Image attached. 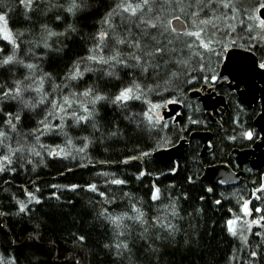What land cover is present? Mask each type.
Segmentation results:
<instances>
[{
    "label": "snow or ice",
    "instance_id": "1",
    "mask_svg": "<svg viewBox=\"0 0 264 264\" xmlns=\"http://www.w3.org/2000/svg\"><path fill=\"white\" fill-rule=\"evenodd\" d=\"M53 10L56 11L53 22L62 24L63 30H56L48 22H41L37 27L33 13L47 17ZM13 14L28 22V27L23 31L14 29L10 24ZM89 16H98L94 21L95 31L91 33L80 26V20ZM77 39L83 44V53L71 60L61 73L48 71L45 67L48 61L53 57H63L69 42ZM236 47L253 55L259 53V60L252 59L247 71L258 68L264 72V0H11V3L0 0V174L14 175L25 170L27 165H33L31 170L35 171L32 157H40L36 163H43L41 150L48 157L65 159L70 154L66 151L69 146L76 152L85 153L96 141L103 143L105 139L120 136L122 123L129 131L146 128L157 133V130L168 129L164 116L157 115L155 110L182 104L193 113L200 111L185 103V86L194 85L197 80L200 84L196 91L212 89L217 95L221 90L229 94L239 91V83L245 82L239 76L245 69L227 55L230 48ZM222 62L223 72L219 70ZM190 69L201 75L192 76ZM233 84L235 89L230 87ZM170 90L173 95L164 97L160 103L148 98L152 94L162 96ZM258 90L254 85L250 89L253 101ZM136 101L147 105V108L133 111ZM235 108L238 113L243 112L240 104ZM101 109L111 112V124L100 119ZM54 116H59V123L52 122ZM66 120L72 121L71 127L81 142L79 147L73 145L72 138L65 131L69 127ZM25 121L33 122L27 132L24 131ZM233 122L241 123L238 117ZM188 123L199 125L201 120L189 115ZM189 131L187 126H181L175 139L158 136L153 151L163 152L176 147V141L185 140L184 133ZM44 136H48L50 143L42 142ZM59 136L65 137L63 147L56 142ZM240 136L254 142L252 131L244 130ZM236 138L229 137L231 140ZM208 148L212 145L208 144ZM151 155L152 152L145 151L130 159L143 160ZM193 162L198 168L199 157L194 156ZM178 170V162L172 163L171 174L175 175ZM145 175L149 173L140 171L136 178L139 180ZM199 178V173L195 172L187 177V182L195 184ZM3 183H10V180L5 179ZM108 183L123 185L126 181L113 178ZM218 183L223 185L228 181L221 179ZM77 187L72 185L71 190ZM88 190L104 198L98 201L101 207L97 217L112 226L114 240L103 243L102 248L116 260L122 262L127 259L131 264L132 248L123 238L126 234L131 235L134 226L141 239L147 240V250L154 257L159 256L160 250L159 244L154 245L155 241L160 244L175 241L180 227L174 221L183 219L177 206L179 197L173 199L170 196L169 203L164 206V214L150 219L131 199L129 211L114 214L103 206L113 203L105 192L98 191L96 184L88 185ZM205 191L212 194L214 188L208 186ZM256 193L264 194V183L252 193L256 199H261ZM23 194L26 200L15 195L12 197L15 211L0 209V228L7 226L4 218L31 217L34 208L30 205L42 203L27 188L23 189ZM220 195L224 197L223 192ZM161 198V190L153 184L150 193L153 205ZM183 199L187 200V195ZM200 199L203 201L205 197ZM214 203L221 205L222 199H215ZM249 203L248 200L242 202L244 216L250 215ZM255 211L260 212L261 209L256 208ZM202 213V208L194 209L193 215ZM233 215L234 218L227 219L223 227L230 237L239 238L241 245L248 247L244 232H250L252 224L260 225V221L249 223L244 220L246 230H238L236 225L240 217ZM73 235L74 245L84 247L85 235ZM208 235L207 246L211 248L215 236L212 232ZM255 235L261 237V243L255 249L248 247L243 264H264V234L256 232ZM40 238V233L35 230L28 235L29 241ZM184 243L192 245L199 241L189 239ZM235 259L234 252L230 261ZM0 264H17V260L14 256L6 258L0 255ZM76 264H80L79 260ZM208 264H212L211 259Z\"/></svg>",
    "mask_w": 264,
    "mask_h": 264
},
{
    "label": "trees",
    "instance_id": "2",
    "mask_svg": "<svg viewBox=\"0 0 264 264\" xmlns=\"http://www.w3.org/2000/svg\"><path fill=\"white\" fill-rule=\"evenodd\" d=\"M6 3H11V0H6ZM43 7L44 5H41V8ZM55 14V10L49 12L47 17L40 13H33L34 22L37 27L41 22H48L56 30H63L62 24L53 22ZM96 19L98 16L82 19L80 26L85 32L91 33L95 31L94 21ZM10 24L14 29L21 31L28 27V22L18 14H13ZM238 43L243 44L244 41H238ZM39 51L37 50L38 53ZM83 51V44L78 39L70 41L66 54L63 57L51 58L45 67L48 71L61 73L66 65ZM255 55L259 59V53ZM212 60L214 63L215 57ZM193 65H195V60H193ZM190 72L192 76L201 75L191 69ZM199 84L200 81L197 80L194 85H186V92L191 88L195 89ZM172 95L170 90L164 92L162 96L152 94L148 98L154 103H160L164 97ZM187 100L190 104L195 103L188 97L185 103ZM134 103L136 107L133 111L139 112L141 108H147V105L140 101ZM195 106L199 108L198 104ZM231 111L234 116L238 113L236 108ZM190 113L194 115V118L201 120L199 125L188 123L187 108L179 124L175 125L170 121H165L169 128L163 131L157 130V133H152L146 128L129 131L122 123L120 136L105 139L103 143L96 141L89 146L85 153L76 152L72 146H69L66 151L70 154L65 159L48 157L41 150L43 163H36L41 159L40 157H32L35 171L31 170L33 165H27L25 170L18 171L14 175L0 174V209L15 211L13 195L26 200L27 197L23 194V189H29V187L33 188L31 191L42 201L41 204L30 205L34 208L31 217L4 218L7 226L0 228V255L6 258L14 256L17 264H76L77 260L80 264H129L127 259L122 262L116 260L113 255L108 254L102 248L103 243L114 240V236L112 226L97 217V211L101 207L98 201H103L104 198L100 197L98 193L88 190V185L96 184L98 191L105 192L107 197L113 201V203L103 206L109 208L114 214L129 211L131 199L132 202L137 203L138 207H142L148 218L151 219L158 214H164L163 209L169 203L170 196L173 199L179 197L177 206L183 219L174 221L180 227L175 241L163 244L155 241L154 245L159 244L160 250L159 256L154 257L147 250V240L141 239L139 230L134 226L131 235L126 234L123 238L129 242L132 248L131 264H208L209 259L212 264H243V261L247 259L248 247L255 249L257 244L261 243V237L256 236L255 233L264 234V227L256 229L248 238L249 246L243 247L239 238L234 239L226 233L223 225L227 219L234 218L233 214L238 217L242 216L243 200L250 201L248 208L252 218L261 220L260 225H264V220L261 219L264 217V194L256 193L261 196V199H256L252 195L263 183L262 172L245 170L239 185L225 188L212 185L214 192L209 194L205 191L206 186L201 182L204 169L217 164L233 166L226 159L227 150L217 147L215 143L216 149L212 152L210 150L202 157L200 156L201 145L198 141H190L185 158L178 163L179 170L175 175L171 174L170 167L161 166L157 160L152 159V155L143 160L130 159L138 156L141 152L147 151L152 154L157 152L153 151L157 137L167 136L175 139L176 132L181 126H187L190 129L189 132L184 133L186 138L191 132L206 130L202 110L193 113L191 109ZM257 113V110L250 113L252 116L250 121H247L244 115L243 118L240 116L241 123L238 126L236 123L231 124L230 122L229 133L235 131L240 136V132L237 130L251 129L250 122L254 120ZM51 119L53 123H59V116H54ZM100 119L106 124H111V112L108 109H101ZM32 123L25 121V132L30 130ZM65 123L69 125L65 131L72 138L73 145L79 147L81 142L76 138V130L71 127L72 121L66 120ZM235 126H237L236 129ZM89 132H91V128H89ZM214 133L215 131H213ZM86 134L81 133V135ZM234 136L237 135L234 134ZM42 142L50 143L48 136L42 137ZM56 142L63 147L65 137L59 136ZM179 142L176 141V144ZM194 156L199 157L198 168L193 162ZM126 160L127 163L124 162ZM82 164L86 166L82 167ZM140 171H145L149 175L138 180L136 177ZM195 172L199 173L200 178L195 184H189L187 177ZM113 178L124 180L126 183L123 185L108 183ZM5 179H9L10 183H3ZM153 184L161 190L162 194L161 201H158L155 206L150 199ZM72 185L78 187L71 190ZM173 185L174 187H172ZM37 188H39L38 192ZM5 189L7 190L5 191ZM222 192L224 197L220 195ZM184 195H187V200L183 199ZM201 196L205 197L203 201L200 199ZM215 199H222V204L216 205ZM158 208L161 210L160 212H158ZM199 208L203 209L202 215L194 216V209ZM256 208H260L261 211L256 212ZM229 209H232V212H229ZM34 230L40 233L41 238L37 241H29L28 235ZM209 232L215 236L211 248L207 246ZM74 233L85 235L84 247L74 245ZM189 239L193 241L198 239L199 243L185 245L184 241ZM237 249L241 250L236 251ZM234 252L236 259L230 261Z\"/></svg>",
    "mask_w": 264,
    "mask_h": 264
},
{
    "label": "water",
    "instance_id": "3",
    "mask_svg": "<svg viewBox=\"0 0 264 264\" xmlns=\"http://www.w3.org/2000/svg\"><path fill=\"white\" fill-rule=\"evenodd\" d=\"M227 55L233 58L234 63L241 64V66L245 69L244 73L239 76V79H242L245 82L239 84L243 85L247 91L239 93V102L242 105L246 106L248 109H251V106L257 103L258 98H260L262 107L261 114L258 115L254 121V125L256 126L258 132L261 135V141L259 143H256L252 150L236 152V162L239 166H242L243 164L249 162L250 158L254 156L255 151H259L264 146V83H262V80H264V72H262L258 68L252 71H247L250 65V61L252 59H256L255 55L250 52H246L237 48H232L228 51ZM244 58L248 59L245 60ZM256 80L259 81L262 88L260 90L259 96L257 91L255 92L256 99L255 101H253L251 99L250 89L253 85L256 87ZM190 96L192 98H196L200 95H197V93H191ZM200 102L202 103L203 110L208 113L207 122H209L210 124H212L213 122L212 119L217 116L218 107L224 108L228 112L227 106L224 102V98L215 97L214 94H212L211 96H204L203 98H200ZM180 111L181 107L179 105L173 104L168 106V109L164 110L162 114L165 120L175 117V122H180L182 120V115ZM211 137L212 134L210 132H193L189 136V140H199L203 145L202 152H205L207 150L208 141L211 139ZM185 146V141H183L177 147L171 148L168 151L155 152L152 157L154 159L159 160L162 165H167L171 163L174 159L181 160L185 157ZM260 156L264 157V153H262ZM250 166L253 169L259 170L264 166V160L258 161L256 159H252L250 161ZM241 177V172L234 174L228 169V167L224 165H218L209 167L205 170L204 175L202 177V182L207 184L206 186H209V184H217L218 186L225 187L230 185H237ZM221 179L227 180L228 183L223 185L219 184L218 181Z\"/></svg>",
    "mask_w": 264,
    "mask_h": 264
},
{
    "label": "flooded vegetation",
    "instance_id": "4",
    "mask_svg": "<svg viewBox=\"0 0 264 264\" xmlns=\"http://www.w3.org/2000/svg\"><path fill=\"white\" fill-rule=\"evenodd\" d=\"M258 60L259 59L257 58V61ZM222 68H223V62L221 63V66H220V69H219L221 72H223ZM255 83H256L257 89L261 90L262 86L259 83V81L256 80ZM223 87L224 86H222V88ZM230 87L235 89L236 85L233 84ZM260 90L257 91L258 96L260 94ZM246 91H247L246 88L243 85H241V84H239V91H233L230 94L226 90H221L219 95H217L212 89H209L207 92L201 91V93L203 95H206V96L214 94L215 97L224 98V102H225L227 108L229 109V113L227 114V112L225 110H223V108L218 107L217 116H216L215 120L212 122V124H208L206 122V119H205L206 115H204V121H205L206 127H207L206 130L208 132L212 133V138L210 139V141L208 143V144L212 145V148H207L206 152L209 153L210 150L212 152L214 149H216L215 145H214V143H215L217 147L222 148L224 150H227L226 159L228 161H230L231 164H233L235 172H243L246 168L247 169L249 168V169H251L253 171H257V172H263L264 167H262L259 170H256V169H253L250 166V161L252 159H254V157H251L249 162H247L246 164H243L242 166H239L237 164V162H236V154H235V152L252 150L253 147L255 146V144L259 143L261 141V135L258 132V130L256 129L254 123H253L254 120H251L252 122H250V124L252 125V128L251 129H247V130L252 131L254 133V142L253 141H248L246 139H243L241 136L238 135V132L234 131L233 133L232 132L229 133V127H228L229 123L231 122V124H234L233 121L237 117L240 119V116L243 118V115H244L247 118V121H250V118L252 117L250 113H252L254 110L255 111L257 110L258 111L257 115H259V113L261 112V100H260V98H258L257 103H255V104H253L251 106V109H248L246 106L242 105L239 102V93L246 92ZM237 104H240V106L243 108V112L239 113L238 116H234L232 114L231 110L234 109ZM230 116L232 117L231 119H230ZM213 131H215L214 134H213ZM242 131L243 130H241L239 132L241 133ZM234 134L237 135L236 136L237 137L236 140L229 139V137L234 136ZM187 139L188 138H186L185 140H187ZM195 141H198V143L202 147V143L199 140H195ZM189 142H190V140H187L186 146H185V153H186V150H187V148L189 146V144H188ZM261 151H264V146L262 147ZM201 154L204 155L205 152L201 153ZM262 174H263L262 176H263V179H264V173H262Z\"/></svg>",
    "mask_w": 264,
    "mask_h": 264
},
{
    "label": "rangeland",
    "instance_id": "5",
    "mask_svg": "<svg viewBox=\"0 0 264 264\" xmlns=\"http://www.w3.org/2000/svg\"><path fill=\"white\" fill-rule=\"evenodd\" d=\"M238 30H240L239 28L237 29V31ZM230 49H232V48H230ZM229 49V50H230ZM191 93H197V95H200V96H198V97H196V98H192L191 96H190V94ZM209 96H211V95H209ZM187 97H188V99H190V100H192V101H195V103L196 104H198V106H199V108L201 109V110H203V106H202V103L200 102V98H203L204 97V95H202V93H201V91H196V90H192V88L187 92ZM213 100H214V97H213ZM189 100H187V103H189L188 102ZM195 103H192L193 104V106H195L196 104ZM176 105H179L180 107H181V111H180V113H181V115H182V117H183V113H184V111H185V109L187 108V110H188V112H189V115H191V109H189L188 107H185L184 105H182V104H176ZM170 106V105H169ZM196 107V106H195ZM168 109V106L166 107V108H161V109H158V110H155L156 111V113H157V115H163L162 113L164 112V110H167ZM203 112V114H204V111H202ZM238 114V113H237ZM235 115V116H238V115ZM165 121H170V122H172L173 124H179L180 122H175V117H173V118H170V119H167V120H165ZM238 126V125H237ZM237 126H235L234 128L236 129V127ZM237 131H240V130H237ZM194 132H197V131H194ZM191 134V133H190ZM190 134L189 135H187L188 137L190 136ZM187 137V138H188ZM201 153H204V152H202V148H201ZM200 153V156H202V157H204L206 154H207V152L205 151V154L203 155V154H201ZM184 160V159H183ZM223 165H225V164H223ZM245 170H249V171H253V170H251V169H245ZM245 170L243 171V172H241L242 173V175H244L245 174ZM254 172H257V171H254ZM263 173V172H262ZM263 175V174H262ZM203 177V176H202ZM262 178H263V176H262ZM201 181H202V179H201ZM263 183H264V179H263ZM30 188L31 189H33L32 187H29V190H30ZM249 209V208H248ZM250 212V211H249ZM257 218H252V214L250 213V215L249 216H244V214H243V212H242V216L240 217V220L238 221V223H237V225H236V227H237V229L238 230H246V228H247V225H244L243 224V221L244 220H247L249 223H251V221H253V220H256ZM258 220V219H257ZM260 221V224H261V220H259ZM261 226L260 225H258V224H252V226H251V231L249 232V231H245L244 232V234L245 235H247V239L249 238V236L256 230V229H258V228H260ZM257 243H259V241H257ZM75 253H77V252H75ZM76 255V254H75Z\"/></svg>",
    "mask_w": 264,
    "mask_h": 264
},
{
    "label": "bare ground",
    "instance_id": "6",
    "mask_svg": "<svg viewBox=\"0 0 264 264\" xmlns=\"http://www.w3.org/2000/svg\"><path fill=\"white\" fill-rule=\"evenodd\" d=\"M177 146L179 145V143L178 144H176ZM176 146V147H177ZM174 148V147H173ZM171 149V148H170ZM262 150V148L259 150V151H255V154H254V159H256V160H258V161H260V160H264V157H261L260 155L262 154V153H264V151H261ZM154 154V153H153ZM152 154V155H153ZM152 159H154L153 157H152ZM184 159V158H183ZM183 159H181V160H183ZM155 160H157V159H155ZM181 160H179V159H174L171 163H169V164H167V165H162V163L159 161V160H157V162L161 165V166H164V167H171L172 166V163H174V162H180ZM215 166V165H214ZM226 166H228V169L232 172V173H234V174H236V173H238V172H235V169H234V166H231V165H226ZM210 167H213V166H210ZM264 167V166H263ZM207 168H209V167H207ZM207 168H205L204 169V172H205V170L207 169ZM243 177H244V175H242V177L240 178V181L243 179ZM202 182V181H201ZM202 184L204 185V186H206L207 184H205V183H203L202 182ZM239 185V184H238ZM209 186H212V184H209ZM234 186H237V185H234ZM206 187H208V186H206ZM231 187H233V186H231ZM30 190H32L31 188H30Z\"/></svg>",
    "mask_w": 264,
    "mask_h": 264
}]
</instances>
